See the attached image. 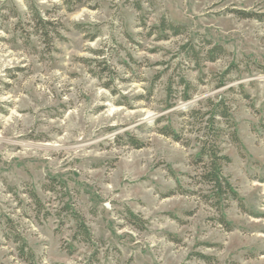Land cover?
<instances>
[{"label": "rangeland", "instance_id": "rangeland-1", "mask_svg": "<svg viewBox=\"0 0 264 264\" xmlns=\"http://www.w3.org/2000/svg\"><path fill=\"white\" fill-rule=\"evenodd\" d=\"M207 100L237 137L218 140L238 197L220 212L194 163ZM12 227L33 264H264V0H0V264H25Z\"/></svg>", "mask_w": 264, "mask_h": 264}, {"label": "trees", "instance_id": "trees-1", "mask_svg": "<svg viewBox=\"0 0 264 264\" xmlns=\"http://www.w3.org/2000/svg\"><path fill=\"white\" fill-rule=\"evenodd\" d=\"M136 9L140 10L139 4L136 5ZM31 12L35 36L40 38L47 46L51 45L53 42V35L60 38L56 31L57 26L54 23L42 19L35 10L31 9ZM236 15L241 19L260 20L261 18L259 15H251L244 12H238ZM156 30L159 32H169L174 37L181 36L186 31L183 26L174 25L167 22L165 19L160 21L159 27ZM208 45L210 44L208 43ZM190 52L195 58H197L198 53H195L192 49H190ZM222 55H224L223 48L220 46H214L210 49V51H208L206 60L208 62H214ZM181 83L185 84L187 89L190 88L189 84L185 83L183 80H181ZM171 94L172 92L169 88V98L171 97ZM207 103L208 106L212 108L210 112L200 113L194 111L190 114V117L193 118L197 124L199 123V130L204 131L202 135L203 141H201L199 153L196 156L194 163L195 166L199 167L197 177L199 178L200 183L202 185H206L210 189L209 194L203 198H205V201L207 203L209 202L210 206L214 207L217 212H220L222 204L224 205V203L232 200L237 201L238 197L228 180L222 174V169L229 163V158L222 155L218 146V140L225 134L230 136L234 141H237V137L235 130L230 132V129L233 128V124L230 120V109L226 105L225 101H219L217 104H214L211 100H207ZM206 117H208V119L204 121ZM222 125L227 127L226 131L222 128ZM160 133L165 137H170L175 142L181 141L180 135L175 133L169 127L162 129ZM130 146L135 149L141 148L136 139H131ZM45 189L50 192H55V187L53 185L49 188L45 187ZM29 197L37 209V214H40L43 211L41 201L37 195L31 191H29ZM48 216L49 214L45 213L44 217L47 218ZM129 216L133 218V220H137L132 213H129ZM73 219L77 223V236H75V239L80 238V242L89 244L91 235L83 218L78 214H75ZM221 222L223 223L224 220L221 219ZM10 230L11 237L9 239L17 245V252L21 261L25 264H33V255L24 243L22 237L19 233L14 231L13 227Z\"/></svg>", "mask_w": 264, "mask_h": 264}]
</instances>
